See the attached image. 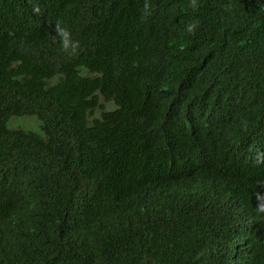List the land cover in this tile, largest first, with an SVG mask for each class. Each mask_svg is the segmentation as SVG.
Masks as SVG:
<instances>
[{"label": "trees", "instance_id": "trees-1", "mask_svg": "<svg viewBox=\"0 0 264 264\" xmlns=\"http://www.w3.org/2000/svg\"><path fill=\"white\" fill-rule=\"evenodd\" d=\"M0 264H264V0H0Z\"/></svg>", "mask_w": 264, "mask_h": 264}, {"label": "rangeland", "instance_id": "rangeland-1", "mask_svg": "<svg viewBox=\"0 0 264 264\" xmlns=\"http://www.w3.org/2000/svg\"><path fill=\"white\" fill-rule=\"evenodd\" d=\"M99 113H100V111H97V114H99ZM34 120H37V118L34 116H25L22 118H12L9 122V127L12 129H19V128L33 129V128H28L27 126L28 125L29 126H35L36 123ZM14 124H17L18 127Z\"/></svg>", "mask_w": 264, "mask_h": 264}, {"label": "clouds", "instance_id": "clouds-1", "mask_svg": "<svg viewBox=\"0 0 264 264\" xmlns=\"http://www.w3.org/2000/svg\"><path fill=\"white\" fill-rule=\"evenodd\" d=\"M37 11H39V8L36 9ZM62 32H64L65 35V39L63 41V46L67 49L70 46V40L67 38L68 33L65 30H61ZM78 43V42H77Z\"/></svg>", "mask_w": 264, "mask_h": 264}]
</instances>
